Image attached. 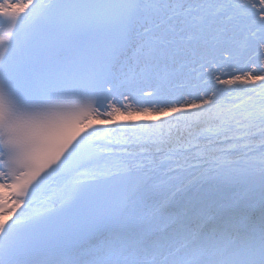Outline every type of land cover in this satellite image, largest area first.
Segmentation results:
<instances>
[{
  "label": "snow or ice",
  "instance_id": "6c2138e0",
  "mask_svg": "<svg viewBox=\"0 0 264 264\" xmlns=\"http://www.w3.org/2000/svg\"><path fill=\"white\" fill-rule=\"evenodd\" d=\"M0 264H264V0H0Z\"/></svg>",
  "mask_w": 264,
  "mask_h": 264
}]
</instances>
